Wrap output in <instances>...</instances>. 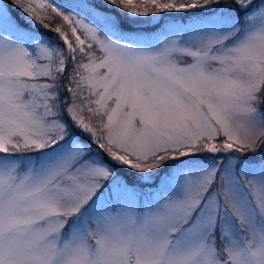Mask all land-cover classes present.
Wrapping results in <instances>:
<instances>
[{
	"label": "snow or ice",
	"instance_id": "snow-or-ice-1",
	"mask_svg": "<svg viewBox=\"0 0 264 264\" xmlns=\"http://www.w3.org/2000/svg\"><path fill=\"white\" fill-rule=\"evenodd\" d=\"M0 264H264V0H0Z\"/></svg>",
	"mask_w": 264,
	"mask_h": 264
}]
</instances>
